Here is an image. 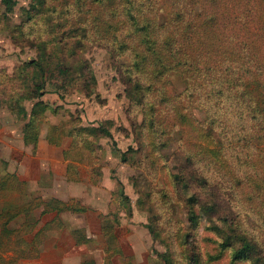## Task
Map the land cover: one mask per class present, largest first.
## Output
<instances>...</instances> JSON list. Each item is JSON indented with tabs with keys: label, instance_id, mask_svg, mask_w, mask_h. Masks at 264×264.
<instances>
[{
	"label": "rangeland",
	"instance_id": "1",
	"mask_svg": "<svg viewBox=\"0 0 264 264\" xmlns=\"http://www.w3.org/2000/svg\"><path fill=\"white\" fill-rule=\"evenodd\" d=\"M172 3L0 0V105L19 97L30 112L45 103L37 126L62 128L83 178L98 185L87 214L64 213L68 226H85L79 241L42 246L46 235L25 227L2 236L0 264H106L100 211L115 214L108 223L131 264H264V161L248 131L235 135L244 103L234 81L220 85L186 65L164 70L168 56L143 42L148 10L159 19L158 5L169 13Z\"/></svg>",
	"mask_w": 264,
	"mask_h": 264
},
{
	"label": "trees",
	"instance_id": "2",
	"mask_svg": "<svg viewBox=\"0 0 264 264\" xmlns=\"http://www.w3.org/2000/svg\"><path fill=\"white\" fill-rule=\"evenodd\" d=\"M4 1L8 3L11 0ZM172 4L174 11L171 9L169 13L161 12L165 8L158 5L160 16L157 15V17L159 19L155 18L153 13H150L152 10H148L149 15L144 16L147 23L142 29L144 36L147 37L143 41L144 44L146 47L150 44L147 47V49H150V47H153L152 45L157 43L156 48L152 50L158 52L156 57L163 60L165 55L168 56L162 63L164 70L173 69L179 65H186L195 76L203 74L207 76L209 74L217 84L222 85L227 81H234V84H232L233 94L237 97V101L242 99L244 103V112H241L243 118L241 119V124L236 125L235 135L243 129L248 131L247 134L250 135V138H248L249 141L247 142L255 141L258 146L252 147L257 154L261 153L256 155L263 162L264 27L257 28L256 26L259 22V16H264V0H176V4ZM153 33V39L149 40ZM171 48L177 49V58L174 57ZM225 79L227 81H224ZM230 84L227 83V87ZM18 100L19 97L10 101L8 108L19 116L26 117L27 109ZM41 102L38 101L32 104L29 118L24 123L23 135L26 140L30 137V132L37 128V121L41 118L42 112L48 107ZM248 122L250 125L246 126ZM246 127L249 128L247 129ZM104 133L110 136L108 130H104ZM236 139L238 140L239 138L237 137ZM76 154L77 150L71 144L68 150L69 158L80 161V157L76 156ZM120 154L122 160H125V152ZM76 168V165H68L67 173L69 179H77ZM12 185V183L2 181L0 188L12 191ZM22 190L23 187H20V194H23ZM124 198L127 197L125 196ZM18 202L14 203L13 200L5 201L0 208V246L3 244V241H1L2 236L7 237L11 233L20 231L25 232L26 229L24 228L29 222H26V226L16 229L8 226L17 214L21 213L25 219L31 222L39 220L33 219L32 207L31 205H25L27 203L25 198L22 203L24 206L19 211L12 212V209L17 207ZM45 204L47 207L57 211L64 209L72 211L84 210V207L75 203L73 205ZM109 216H112L113 222H117L115 214L101 216V233L107 245L105 250V253H107L106 263L108 255L120 252L115 238L117 225L115 227L108 223ZM45 233L44 231H37L35 236L44 235ZM26 243L30 244L28 241ZM237 255H239V252H237Z\"/></svg>",
	"mask_w": 264,
	"mask_h": 264
},
{
	"label": "crops",
	"instance_id": "3",
	"mask_svg": "<svg viewBox=\"0 0 264 264\" xmlns=\"http://www.w3.org/2000/svg\"><path fill=\"white\" fill-rule=\"evenodd\" d=\"M2 106L0 105V183L6 181L13 185L12 191L0 188V200H13L14 203L19 201L12 212H17L24 206L22 204L24 198L28 203L25 205H31L33 214L38 210L39 213L35 217V219H39L37 222L28 221L23 216L16 225L22 227L26 226V222H29L26 227L29 225L28 228L32 230L33 236L37 231L46 232L44 235L34 237L41 240L46 235V238L44 237V240L41 241L42 246L46 245V240L53 238L57 241L58 237L61 239L62 236H70L72 240L79 241L80 233L85 226L78 222L68 226L64 213L69 212L78 217L87 214L90 210L85 197L92 194L93 191H97L98 185L93 184L90 176L84 179L82 172L78 170L80 167L77 166L78 161L69 158L68 150L71 145V137L65 134L62 128L50 122V125L47 126H37L30 132V137L26 140L23 135V126L29 118L28 108H26L27 116L23 117L9 108H2ZM57 127L60 132L55 134L51 128L54 130ZM70 164L77 166V179L68 178L67 168ZM20 187H23V194L19 192ZM45 203L57 205L75 203L84 207V210L57 211L47 207ZM106 213L108 212L100 211L95 214V221L99 225V235L103 238V247L107 245L101 233V216H105ZM45 215L48 217L42 219ZM18 216H22V214H17L10 223L17 221ZM55 220L57 221L55 222ZM96 237L98 236L96 235ZM116 245L120 248V252L114 254L113 257H118L121 260L117 264H131L130 259L133 257L125 253L119 238L118 240L116 238ZM102 257L105 262L106 255ZM113 257L106 264H111ZM80 262L82 264L85 261L82 259Z\"/></svg>",
	"mask_w": 264,
	"mask_h": 264
}]
</instances>
